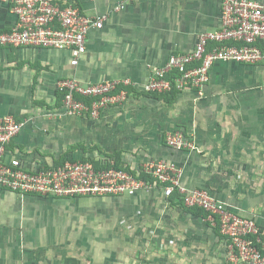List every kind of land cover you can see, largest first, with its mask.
<instances>
[{
  "label": "crops",
  "instance_id": "obj_1",
  "mask_svg": "<svg viewBox=\"0 0 264 264\" xmlns=\"http://www.w3.org/2000/svg\"><path fill=\"white\" fill-rule=\"evenodd\" d=\"M56 1L105 16L104 25L90 30L78 65L70 50L0 47V115L25 122L9 151L30 166L112 158L137 171L165 161L181 170L185 188L208 190L264 229V64L220 60L201 89H134L97 118L66 114L58 100L65 78L142 86L152 67L221 26L224 0ZM13 6L0 0V30L16 21ZM176 129L196 148L168 146L166 134ZM206 215L159 184L106 197L22 195L0 186V264H247L227 258V239Z\"/></svg>",
  "mask_w": 264,
  "mask_h": 264
},
{
  "label": "built area",
  "instance_id": "obj_2",
  "mask_svg": "<svg viewBox=\"0 0 264 264\" xmlns=\"http://www.w3.org/2000/svg\"><path fill=\"white\" fill-rule=\"evenodd\" d=\"M13 3L16 21L10 30H0V47L70 50L72 65H78L87 51L90 30L104 25L105 16L86 15L73 2L13 0ZM220 60L264 64V1L224 0L221 26L199 34L192 50L173 54L165 64L152 67L149 80L142 86L130 79L83 82L71 77L60 80L57 88L64 92L62 106L66 114L97 118L103 109L127 99V87L156 93L201 89L210 80L213 64ZM24 124L12 115H0L1 187L22 195L97 197L131 196L159 184L167 197L175 195L186 206L206 212V219L218 226L227 239V258L231 262L264 264V229L257 221L233 211L206 189L185 188L181 183L182 172L174 164L161 160L146 162L136 174L116 167L112 158L97 161L75 158L58 165H26L8 149ZM165 142L177 150L196 148L181 129L168 132Z\"/></svg>",
  "mask_w": 264,
  "mask_h": 264
},
{
  "label": "trees",
  "instance_id": "obj_3",
  "mask_svg": "<svg viewBox=\"0 0 264 264\" xmlns=\"http://www.w3.org/2000/svg\"><path fill=\"white\" fill-rule=\"evenodd\" d=\"M119 88L121 89L122 87H119ZM127 89H128V91H131V92L134 91V88H132V87H127ZM147 93H151V92H147ZM171 93H174V92H171ZM152 94H157V93L152 92ZM167 94H169V93H167ZM161 95H164V94H161ZM63 98H64V92L58 90V100H59V103L62 102V104H63ZM68 159L73 160V158H68ZM68 159H61L59 161H56L54 165L63 164ZM115 166L118 167V168H125L126 170H128V171H130V172H132L134 174L137 173V171H135V170H133V169H131L129 167L122 166L121 163L119 162V159L116 160V165ZM141 177L146 178V179H148V178L149 179H152L148 175H145V174H141Z\"/></svg>",
  "mask_w": 264,
  "mask_h": 264
},
{
  "label": "rangeland",
  "instance_id": "obj_4",
  "mask_svg": "<svg viewBox=\"0 0 264 264\" xmlns=\"http://www.w3.org/2000/svg\"><path fill=\"white\" fill-rule=\"evenodd\" d=\"M97 197H103V196H97ZM104 197H106V196H104Z\"/></svg>",
  "mask_w": 264,
  "mask_h": 264
}]
</instances>
